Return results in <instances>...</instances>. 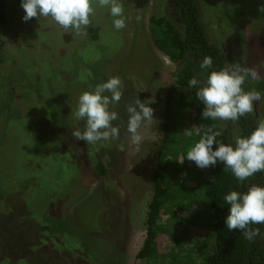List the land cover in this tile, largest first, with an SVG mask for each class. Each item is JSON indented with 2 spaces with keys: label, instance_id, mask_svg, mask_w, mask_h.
<instances>
[{
  "label": "rangeland",
  "instance_id": "374dc122",
  "mask_svg": "<svg viewBox=\"0 0 264 264\" xmlns=\"http://www.w3.org/2000/svg\"><path fill=\"white\" fill-rule=\"evenodd\" d=\"M121 2L124 29H114L108 9L94 4L90 25L76 32L65 31L51 17L24 22L20 4L6 1L11 25L0 32V264H143L135 257L145 239L151 173L176 68L154 46L150 18H166L182 37L185 29L173 0ZM196 4L208 45L226 56V64L238 62L263 77L264 19L253 15L264 11V0ZM91 27L97 28L95 39ZM114 76L121 78L123 91L121 101L110 106L119 114L113 122L119 138L93 144L77 140L73 132L84 126L74 116L78 97ZM137 99L155 110L157 122L142 124L143 141L134 152L126 106ZM251 114L256 124L264 121V101L254 102ZM181 122L185 126L174 134L193 143V118ZM185 155L171 158L192 167L185 185L206 204L195 179L200 181L206 168ZM99 159L103 176L95 171ZM208 215L200 201L178 215L183 224L162 216L158 264H165L173 248L185 251L175 264H207L213 248ZM193 218L197 224L189 226ZM261 241L264 251V232Z\"/></svg>",
  "mask_w": 264,
  "mask_h": 264
},
{
  "label": "trees",
  "instance_id": "16d2710c",
  "mask_svg": "<svg viewBox=\"0 0 264 264\" xmlns=\"http://www.w3.org/2000/svg\"><path fill=\"white\" fill-rule=\"evenodd\" d=\"M6 1L0 0V32L9 29L11 25L10 17L6 12ZM10 1L20 4V0ZM173 2L175 11L185 29L184 37L166 18L154 16L150 18V34L154 46L176 68L172 77L173 85L166 93V106L161 120L162 135L157 149L156 164L151 173L153 193L145 219V239L135 260L143 264H158L160 261L158 243L163 229L161 225L162 216H165L166 221L170 224L176 221L182 223L183 220H178V218L181 219L178 215L183 211H193L201 201L203 212L209 214L213 236V248L207 256V264H264V251L261 241L264 224L250 226L260 229V235L253 241L245 239L239 230L229 231L225 225L228 206L224 203V195L230 189L247 191V187L245 185L238 187L236 178L231 171L225 170L224 165L218 163L215 167L206 168L202 178L199 177L200 181L197 180L198 177L195 178L196 186L200 188L199 193L205 197V204L201 200V196L193 195V189L191 190L185 185L187 176H191L193 173L192 167L188 166L185 161L178 163L171 158L180 152L186 154L184 152L186 146L198 142L205 127L214 126V130H220L222 133L221 136L217 137L218 140L225 144L234 145L236 134L246 136L257 126L251 113L241 117L238 121H212L202 117L201 112L204 105L196 97V88H190L188 81L197 77L202 85L204 84L207 72L199 67L204 57L213 58V67L216 70L224 67L227 59L218 49L208 45L204 30L198 21L196 0H173ZM253 16L264 19V11ZM96 31L97 28H90L93 39L96 38ZM2 60L0 41V62ZM243 87L245 91L256 90L264 96V76L250 80ZM260 101L263 102L264 99ZM189 118H193L196 126V138L193 143L190 139L174 134V131H177L180 126H185L181 119L184 121V119ZM236 126H238L237 132H235ZM95 171L99 176L104 175L105 167L101 159L97 161ZM182 175L183 177H181ZM246 183L248 186H264L263 172L249 177ZM180 196L181 198H179ZM196 224L194 218L188 222L189 226ZM174 239L175 236L172 234L170 240L173 241ZM182 249H171V252L167 254L166 262L163 263L175 264L180 262L185 252ZM169 255L171 256L169 257ZM188 259L187 263H189Z\"/></svg>",
  "mask_w": 264,
  "mask_h": 264
},
{
  "label": "clouds",
  "instance_id": "9594fccd",
  "mask_svg": "<svg viewBox=\"0 0 264 264\" xmlns=\"http://www.w3.org/2000/svg\"><path fill=\"white\" fill-rule=\"evenodd\" d=\"M94 4L108 9L114 29L119 31L126 27L121 0H20L24 22L41 16L51 17L65 31L76 32L90 25V17L95 12ZM199 67L207 72L204 84L201 86L200 79L193 77L188 81V86L196 88V97L204 105L201 115L206 120L238 121L254 111V102L264 99L260 92L245 91L243 87L247 79L259 78L255 68L229 62L216 70L210 56L204 57ZM122 96V80L119 76L111 77L97 84L94 89L81 93L74 116L83 121L84 126L82 131H74L73 136L86 144L118 139L120 129L113 122L118 120L119 114L111 110L110 106L118 104ZM154 111L140 99L126 106L127 131L131 134L130 145L134 152L140 151L143 141L138 131L142 124L145 121L152 125L157 122ZM221 134L220 130H214V126L203 128L201 138L183 159L193 161L201 169L222 163L224 169L230 170L236 178L238 187H247V191L230 189L224 195V203L228 206L225 225L229 231L239 230L245 239L253 241L260 235V229L250 226L264 224V186H248L246 182L249 177L264 172V121L258 122L248 135L238 136L234 145L218 140Z\"/></svg>",
  "mask_w": 264,
  "mask_h": 264
}]
</instances>
